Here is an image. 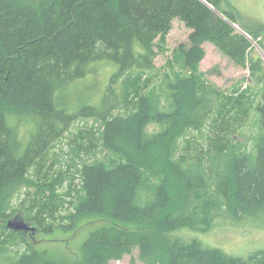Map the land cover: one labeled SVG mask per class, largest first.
<instances>
[{
	"label": "trees",
	"instance_id": "16d2710c",
	"mask_svg": "<svg viewBox=\"0 0 264 264\" xmlns=\"http://www.w3.org/2000/svg\"><path fill=\"white\" fill-rule=\"evenodd\" d=\"M213 9L235 22L231 12L220 10L219 0H0V219L15 213H8L12 200L37 179L52 142L72 122L93 118L101 123L99 143L123 162L82 164L79 183L73 176L69 184L71 198L78 187L72 210L63 218L53 214L47 220L38 205L66 181L62 176L39 183L37 208L25 209L27 220L44 233L70 230L87 215L139 228L91 232L78 264H110L134 249L143 264H264V249L243 259L175 237L181 230H197L190 211L197 182L191 176L207 163L220 166L213 185L224 215L264 218V63L252 55L250 40ZM174 19L190 33L169 62L178 70L166 74L172 108L162 112L145 95L148 82L141 79L154 70L155 41H164ZM256 26L258 31L248 32L253 39L264 29L260 22ZM204 43L246 68L249 83L223 92L205 80L199 71ZM99 63L115 67L103 91L81 90L77 84L97 75ZM122 79L119 94L115 87ZM121 105L125 112L118 114ZM151 123L161 129L149 133ZM194 133L200 138L189 141ZM234 138L248 140L249 148L235 145ZM144 172L158 175L160 182L153 198L140 205ZM212 222L197 231H208ZM8 232L21 239L26 235ZM16 257V264H60L30 248Z\"/></svg>",
	"mask_w": 264,
	"mask_h": 264
},
{
	"label": "rangeland",
	"instance_id": "374dc122",
	"mask_svg": "<svg viewBox=\"0 0 264 264\" xmlns=\"http://www.w3.org/2000/svg\"><path fill=\"white\" fill-rule=\"evenodd\" d=\"M220 10L231 12L235 22L228 19L226 21L235 30L236 33L243 35L250 40L254 47L252 55L258 54L264 63V50L259 45H264V29L256 32V39L249 36L251 31H258L254 27L258 22L264 24V0H219ZM216 14L225 20L220 11L213 9ZM264 28V27H263ZM190 30L184 23L174 19L171 23V30L166 35L164 41L157 39L156 59L154 60V70L143 74L142 83H147L145 95L149 96L151 103L158 111H170L172 108L170 93L166 85V74L172 69L178 70L176 66L169 64L174 56L175 49L183 44L187 45ZM205 55L199 63V71L203 73L205 80L212 83L223 92L230 91L238 83L242 88L249 83V72L246 68L237 67L229 61L212 44L204 43L202 45ZM100 72L85 81L77 84L81 90L84 86L93 88V92L103 91L105 83L111 72L115 69L106 68L99 63ZM122 79L115 89L119 94L122 93L125 86ZM253 86V85H251ZM253 91L258 90L253 86ZM255 98V97H254ZM257 98V97H256ZM125 105V104H124ZM115 112L122 114L125 112V106L121 105ZM161 125L151 123L147 131L154 132L159 130ZM161 129V128H160ZM101 130V123L93 118L78 119L70 126L68 131L63 133L56 141L52 142L49 152L46 154V160L42 165L37 179L31 181L27 188L20 190L12 200V214L8 219H0V264H16V255L24 252L27 248L33 249L39 253L45 252L46 259L60 264H78L82 263L83 251L82 245L88 235L102 227H118L125 230L134 231L139 228L131 223L113 220L103 215H87L78 218L74 227L70 230L58 228L52 233L42 232L32 220H27L25 209L31 205L29 213L37 208L35 207L36 195L42 196V190L39 183L49 179L52 181L55 177L62 176L66 179L63 184L57 187L53 196L49 200L38 205L39 209L45 212L47 220L63 218L72 209L69 203L76 197V190L72 192V198L68 194L69 184L74 176L73 183L78 184L77 169L84 163L101 161L104 165H110L113 162H123L119 154L109 152L99 143L98 135ZM256 132V125L253 133ZM245 135H249L246 133ZM190 138V137H188ZM187 138V139H188ZM200 135L194 133L191 140H198ZM234 144L249 148L250 143L243 138H234ZM182 141V140H181ZM243 141V142H242ZM185 146L184 144L182 147ZM193 148V147H191ZM188 151H193L188 149ZM182 152V151H181ZM206 168V169H204ZM220 170L218 164L207 163L199 169L192 172L194 182H197L196 188L190 191L191 212L195 217V226L197 230L206 227L209 219H213L211 228L206 232L181 230L175 234V237L181 241H197L203 246L217 248L229 256L247 258L251 253L264 249V218L263 217H242L239 219L224 215L222 205L216 201V190L213 185V176ZM48 171V173H47ZM45 172L48 174H45ZM60 174V175H58ZM202 183L198 184L199 176ZM160 177L148 172H144V181L138 191L137 202L142 205L153 198L154 188L159 184ZM27 189V190H26ZM31 208H34L31 210ZM219 210H217V209ZM37 210V209H36ZM217 210V211H216ZM48 214H52L51 217ZM17 216L25 222L31 223V226L37 228L35 233H26L23 239L20 236H13L5 229L9 219ZM23 240V242H22ZM110 264H143L138 259V250L134 249L132 254L124 256L121 260L112 261Z\"/></svg>",
	"mask_w": 264,
	"mask_h": 264
},
{
	"label": "water",
	"instance_id": "95a60500",
	"mask_svg": "<svg viewBox=\"0 0 264 264\" xmlns=\"http://www.w3.org/2000/svg\"><path fill=\"white\" fill-rule=\"evenodd\" d=\"M205 4V2L203 1ZM226 20V19H225ZM6 229L12 232H22V233H35L37 230L34 226H31L28 222L15 216L12 219H9L6 223Z\"/></svg>",
	"mask_w": 264,
	"mask_h": 264
},
{
	"label": "bare ground",
	"instance_id": "6f19581e",
	"mask_svg": "<svg viewBox=\"0 0 264 264\" xmlns=\"http://www.w3.org/2000/svg\"><path fill=\"white\" fill-rule=\"evenodd\" d=\"M206 4V3H205ZM207 5V4H206ZM209 8H211L209 5H207Z\"/></svg>",
	"mask_w": 264,
	"mask_h": 264
}]
</instances>
